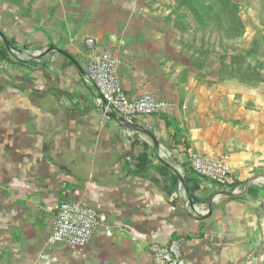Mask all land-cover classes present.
<instances>
[{"label": "crops", "instance_id": "1", "mask_svg": "<svg viewBox=\"0 0 264 264\" xmlns=\"http://www.w3.org/2000/svg\"><path fill=\"white\" fill-rule=\"evenodd\" d=\"M81 33L39 26L0 0L8 56L0 59V264H151L149 245L172 239L185 264H264V94L252 90L240 105L227 92L216 104L191 98V112L169 114L180 128L175 141L159 115L122 118L105 108L84 78L90 51L76 41ZM136 143L148 145L155 166L145 177L133 173ZM197 151L224 160L236 185L193 172ZM63 199L104 211L112 235L47 248Z\"/></svg>", "mask_w": 264, "mask_h": 264}, {"label": "rangeland", "instance_id": "2", "mask_svg": "<svg viewBox=\"0 0 264 264\" xmlns=\"http://www.w3.org/2000/svg\"><path fill=\"white\" fill-rule=\"evenodd\" d=\"M10 1L39 26L80 29L84 49L94 38L117 60L120 82L173 114L191 112V98L216 104L227 92L240 105L252 90L264 94V0Z\"/></svg>", "mask_w": 264, "mask_h": 264}, {"label": "built area", "instance_id": "3", "mask_svg": "<svg viewBox=\"0 0 264 264\" xmlns=\"http://www.w3.org/2000/svg\"><path fill=\"white\" fill-rule=\"evenodd\" d=\"M85 46L89 57L85 81L92 86L105 108L118 117L133 118L138 115L170 114L169 104L151 94H130L121 85L117 72V60L109 52L99 50L94 38L87 37ZM189 166L196 174L231 185V171L224 160L211 153L194 152ZM113 225L104 211L76 199H63L53 214L45 246L52 248L64 244L72 248H84L99 234L110 237ZM151 264H185L178 239L166 244L153 243L148 247ZM264 262V245H263ZM41 252L39 257L46 258Z\"/></svg>", "mask_w": 264, "mask_h": 264}, {"label": "trees", "instance_id": "4", "mask_svg": "<svg viewBox=\"0 0 264 264\" xmlns=\"http://www.w3.org/2000/svg\"><path fill=\"white\" fill-rule=\"evenodd\" d=\"M0 59L8 60L7 52L4 47L0 48ZM160 116L165 120L167 127H170L172 129L173 140L178 141L179 135H180V128L178 124L169 115L162 114ZM136 148L138 150V153L136 155H133L132 157V160L134 161V165H135V171H133V173H135L136 175L145 177L146 172L155 166L150 164V160L146 152V150L148 149L147 144L136 143ZM160 168H161L160 169L161 173L165 174L166 167L161 166ZM235 185L236 184H231L230 186L233 188Z\"/></svg>", "mask_w": 264, "mask_h": 264}, {"label": "water", "instance_id": "5", "mask_svg": "<svg viewBox=\"0 0 264 264\" xmlns=\"http://www.w3.org/2000/svg\"><path fill=\"white\" fill-rule=\"evenodd\" d=\"M232 1H237V2H241V1H246V0H232ZM67 55V54H66ZM68 58H70V60L73 62V64H75L76 66H79L77 64V62L72 58L70 57L69 55H67ZM263 245H264V242H263Z\"/></svg>", "mask_w": 264, "mask_h": 264}]
</instances>
